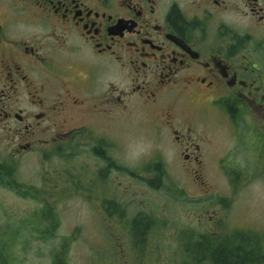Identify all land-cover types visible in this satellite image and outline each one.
Segmentation results:
<instances>
[{
  "label": "flooded vegetation",
  "instance_id": "flooded-vegetation-1",
  "mask_svg": "<svg viewBox=\"0 0 264 264\" xmlns=\"http://www.w3.org/2000/svg\"><path fill=\"white\" fill-rule=\"evenodd\" d=\"M134 112L154 138L136 164L122 160ZM0 129L14 155H85L65 181L99 185L103 217L134 170L153 188L170 168L241 184L243 137L264 163V0H0Z\"/></svg>",
  "mask_w": 264,
  "mask_h": 264
},
{
  "label": "rangeland",
  "instance_id": "rangeland-1",
  "mask_svg": "<svg viewBox=\"0 0 264 264\" xmlns=\"http://www.w3.org/2000/svg\"><path fill=\"white\" fill-rule=\"evenodd\" d=\"M133 115L122 160L136 164L154 146V138L145 130L140 114ZM242 141L241 184L238 171L215 167L206 172L207 186H195L170 168L164 172L167 181L153 188L137 181L140 172L134 170L135 181L127 187L126 196L118 188L116 216L103 217L98 210L99 185H87L83 194L65 181L74 178L77 184V178H83L85 155H77L72 162L62 153L43 159L35 152L14 155L0 129V249L7 264H131L133 219L129 215L137 211L150 218L147 243L135 252L143 264H179L182 237L193 231L201 241L212 233L214 245L232 238L236 231L252 233L260 237L264 250V163L254 157L257 150L249 145L248 136ZM166 155L173 159L172 153ZM202 208L207 212L198 222ZM200 264L213 262L204 257Z\"/></svg>",
  "mask_w": 264,
  "mask_h": 264
},
{
  "label": "trees",
  "instance_id": "trees-1",
  "mask_svg": "<svg viewBox=\"0 0 264 264\" xmlns=\"http://www.w3.org/2000/svg\"><path fill=\"white\" fill-rule=\"evenodd\" d=\"M2 179L0 175V182ZM12 183L7 181V185L11 187L14 186ZM148 218L134 219L129 225L134 250L131 264H143V261L136 259L135 252L142 251L147 243L146 234L149 227L147 220L150 225V218ZM206 244H208L207 239L185 244L182 252L183 259L179 264H200L204 257H209L213 264H264V250L260 246V237L255 234L236 231L232 238L225 237L221 242H215V245L212 243L210 248ZM0 264H7L1 249Z\"/></svg>",
  "mask_w": 264,
  "mask_h": 264
}]
</instances>
